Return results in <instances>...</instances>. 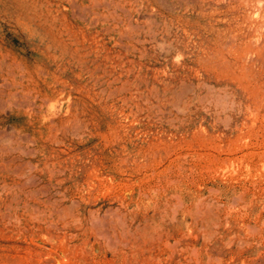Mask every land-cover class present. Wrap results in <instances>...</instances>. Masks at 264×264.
Wrapping results in <instances>:
<instances>
[{
    "label": "rangeland",
    "instance_id": "374dc122",
    "mask_svg": "<svg viewBox=\"0 0 264 264\" xmlns=\"http://www.w3.org/2000/svg\"><path fill=\"white\" fill-rule=\"evenodd\" d=\"M263 48L264 0H0V264H264Z\"/></svg>",
    "mask_w": 264,
    "mask_h": 264
},
{
    "label": "bare ground",
    "instance_id": "6f19581e",
    "mask_svg": "<svg viewBox=\"0 0 264 264\" xmlns=\"http://www.w3.org/2000/svg\"><path fill=\"white\" fill-rule=\"evenodd\" d=\"M90 1H91V0H90ZM158 1H159V0H158ZM227 1H228V0H227ZM233 1H234V0H233ZM241 1H243V0H241ZM164 2H165V1H164ZM246 2H247V1H246ZM260 2H261V1H260ZM147 3H148V2H147ZM147 3H146V5H147ZM186 3H187V2H186ZM222 3H223V2H222ZM243 3H244V2H243ZM258 3H259V1H258ZM92 4H93V3H92ZM103 4H104V3H103ZM98 5H99V4H98ZM104 5H105V4H104ZM113 5H114V4H113ZM128 5H129V4H128ZM148 5H149V4H148ZM163 5H165V3H164ZM218 5H219V4H218ZM51 6H52V5H51ZM71 6H72V5H71ZM95 6H96V5H95ZM93 7H94V6H93ZM97 7H98V6H97ZM144 7H145V6H144ZM155 7H157V6L155 5ZM190 7H191V6H190ZM94 8H95V7H94ZM98 8H99V7H98ZM118 8H119V7H118ZM121 8H122V7H121ZM135 8H136V7H135ZM135 8H134V9H135ZM152 8H153V7H152ZM128 9H129V8H128ZM140 9H141V8H139L138 11H139ZM214 9H215V8H214ZM246 9H247V8H246ZM246 9H245V10H246ZM135 10H136V9H135ZM254 10H255V9H254ZM136 11H137V10H136ZM138 11H137V12H138ZM232 12H233V11H232ZM76 15H77V14H76ZM91 15H92V14H91ZM97 15H98V14H97ZM138 15H139V14H138ZM140 15H141V14H140ZM125 16H126V15H125ZM150 16H153V15H150ZM215 16H216V15H215ZM255 16H256V15H254V18H256ZM137 17H138V16H137ZM160 17H161V16H160ZM240 17H241V16H240ZM127 18H128V17H127ZM139 18H140V17H139ZM152 18H153V17H152ZM152 18H151V19H152ZM136 19H137V18H136ZM149 19H150V18H149ZM55 20H56V19H55ZM97 20H98V18H97ZM106 20H107V19H106ZM140 20H141V19H140ZM142 20H143V19H142ZM153 20H154V22H155V19H153ZM217 20H218V19H217ZM251 20H252V18H251ZM130 21H131V20H130ZM144 21H146V20H144ZM147 21H148V20H147ZM149 21H151V20H149ZM149 21H148V23H149ZM152 22H153V21H152ZM154 22H153V23H154ZM216 22H217V21H216ZM221 22H222V21H221ZM252 22H254V21H252ZM92 23H93V22H92ZM217 23H218V22H217ZM127 24H128V23H127ZM154 24H155V23H154ZM236 24H237V23H236ZM253 24H254V23H253ZM128 25H129V24H128ZM135 25H136V24H135ZM135 25H134V26H135ZM212 25H213V24H212ZM123 26H124V25H123ZM156 26H157V25H156ZM164 26H165V24H164ZM244 26H245V25H244ZM142 27H143V26H142ZM108 28H109V27H108ZM122 28H123V27H122ZM125 28H126V27H125ZM125 28H123V30H124ZM139 28H140V27H139ZM151 28H152V27H151ZM103 29H104V28H103ZM128 29H129V27H128ZM148 29H150V27H149ZM179 29H180V28H179ZM183 29H184V28H183ZM247 29H248V28H247ZM55 30H56V29H55ZM105 30H106V29H105ZM131 30H132V29H131ZM142 30H143V29H142ZM168 30H170V29H168ZM190 30H191V29H190ZM259 30H260V29H259ZM23 31H24V30H23ZM31 31H32V30H31ZM127 31H128V30H127ZM139 31H140V30H139ZM144 31H146V30H144ZM150 31H151V30H150ZM164 31H165V29H164ZM246 31H248V30H246ZM123 32H124V31H123ZM128 32H129V31H128ZM173 32H174V31H173ZM182 32H184V30H183ZM189 32H191V31H189ZM194 32H195V31H194ZM124 33H125V32H124ZM166 33H167V32H166ZM184 33H185V32H184ZM192 33H193V31H192ZM149 34H150V33H149ZM178 34H179V33H178ZM182 34H183V33H182ZM190 34H191V33H190ZM194 34H197V33H194ZM256 34H257V33H256ZM126 35H127V34H126ZM133 35H134V34H133ZM145 35H146V34H145ZM154 35H155V34H154ZM165 35H166V34H165ZM188 35H189V34H188ZM188 35H187V36H188ZM134 36H135V35H134ZM147 36H148V35H147ZM155 36H156V35H155ZM161 36H162V35H161ZM161 36H160L159 39L163 38V37H161ZM194 36H195V35H194ZM234 36H235V35H234ZM234 36H232V37H234ZM120 37H121V36H120ZM139 37H140V36H139ZM167 37H168V35H167ZM184 37H185V36H184ZM232 37H231V38H232ZM124 38H126V36L123 37V39H124ZM150 38H151V36H150ZM189 38H190V37H189ZM132 39H133V38H132ZM119 40H120V39H119ZM125 40H126V39H125ZM176 40H177V39H176ZM228 40H229V39H228ZM144 41H146V40H144ZM163 41H164V38H163ZM187 41H188V40H187ZM189 41H190V40H189ZM232 41H234V39H233ZM132 42H133V40H132ZM152 42H153V40H152ZM191 42H192V41H191ZM135 43H136V42H135ZM137 43H140V42H137ZM147 43H149V42L147 41ZM182 43H183V42H182ZM250 43H251V42H250ZM178 44H180V43H178ZM178 44H177V45H178ZM251 44H252V43H251ZM143 45H144V44H143ZM256 45H257V44H256ZM193 47H194V46H193ZM244 47H245V46H244ZM53 48H54V47H53ZM142 48H143V47H142ZM217 48H218V47H217ZM247 48H248V47H247ZM48 49H49V48H48ZM123 49H124V48H123ZM244 49H245V48H244ZM263 49H264V48H263ZM245 51H246V50H245ZM263 52H264V50H263ZM177 53H178V52H177ZM61 56H62V55H61ZM209 57H211V56H209ZM218 57H219V56H218ZM212 58H213V57H212ZM5 59H6V58H5ZM141 59H142V58H141ZM2 60H3V55H2ZM72 60H73V59H72ZM249 60H250V59H249ZM0 61H1V60H0ZM73 61H74V60H73ZM223 61H224V60H223ZM4 62H5V61H4ZM4 62H3V63H4ZM247 62H248V61H247ZM1 63H2V62H1ZM11 63H12V62H11ZM173 63H174V62H173ZM4 64H5V63H4ZM10 65H11V64H9V66H10ZM68 65H69V64H68ZM11 66H12V65H11ZM20 66H21V65H20ZM80 66H81V65H80ZM4 67H5V66H4ZM4 67H3V65H2V68H4ZM12 67H13V66H12ZM7 69H8V68H7ZM7 69H6V70H7ZM14 69H15V68H14ZM18 69H20V68H18ZM3 70H4V69H3ZM8 71H9V70H8ZM13 71H14V70H13ZM80 72H81V71H80ZM1 73H2V72H1ZM1 73H0V74H1ZM7 73H9V72H7ZM20 73H21V72H20ZM7 75H8V74H7ZM216 75H217V74H216ZM12 76H13V75H12ZM18 76H19V74H18ZM6 77H7V76H6ZM0 78H1V77H0ZM2 78H3V77H2ZM12 78H13V77H12ZM19 78H20V77H19ZM4 79H5V78H4ZM13 79H14V78H13ZM22 79H23V78H22ZM12 81H13V80H12ZM12 81H11V82H12ZM18 81H19V80H18ZM20 82H21V81H20ZM26 82H27V81H26ZM14 83H15V82H14ZM27 84H28V83H27ZM60 85H61V84H60ZM199 85H200V84H199ZM22 86H23V85H22ZM138 86H139V85H138ZM61 87H62V86H61ZM26 88H27V87H26ZM12 89H13V87H12ZM14 89H15V88H14ZM21 89H22V88H21ZM21 89H20V90H21ZM202 89H203V88H202ZM20 90H18V91H20ZM14 91H15V90H14ZM1 93H2V92H1ZM11 94H12V93H11ZM13 94H14V93H13ZM29 94H30V91H29ZM29 94H28V95H29ZM6 95H7V94H6ZM14 95H15V94H14ZM15 96H16V95H15ZM17 96H18V95H17ZM24 96H25V95H24ZM26 97H27V96H26ZM32 100H33V98H32ZM45 102H46V101H45ZM14 103H15V102H14ZM57 104H58V103H57ZM15 107H16V106H15ZM23 108H24V107H23ZM24 109H25V108H24ZM57 112H58V111H57ZM30 114H31V113H30ZM51 119H52V118H51ZM49 120H50V119H49ZM51 121H52V120H51ZM51 123H53V122H51ZM4 138H5V137H4ZM0 145H1V144H0ZM16 148H17V147H16ZM21 150H22V149H21Z\"/></svg>",
    "mask_w": 264,
    "mask_h": 264
}]
</instances>
